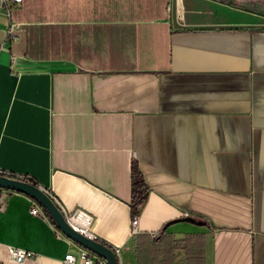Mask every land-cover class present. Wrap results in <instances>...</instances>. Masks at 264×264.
Returning a JSON list of instances; mask_svg holds the SVG:
<instances>
[{"label": "crops", "instance_id": "obj_1", "mask_svg": "<svg viewBox=\"0 0 264 264\" xmlns=\"http://www.w3.org/2000/svg\"><path fill=\"white\" fill-rule=\"evenodd\" d=\"M181 1L183 22L180 0L0 10V168L90 213L120 264H137L136 161L150 187L138 234L180 241L174 264L187 249L204 264H264V29L203 24ZM3 193L1 264L78 252L46 210L31 213L32 196ZM12 246L36 258L15 262Z\"/></svg>", "mask_w": 264, "mask_h": 264}, {"label": "built area", "instance_id": "obj_2", "mask_svg": "<svg viewBox=\"0 0 264 264\" xmlns=\"http://www.w3.org/2000/svg\"><path fill=\"white\" fill-rule=\"evenodd\" d=\"M22 2L23 0H0V10L8 9V14H10L9 8L12 6L20 5ZM168 10L169 11L171 10V6H168ZM8 36L10 37L13 36L14 39H17V36L13 34L12 29L8 31ZM0 175L34 184L32 182L34 178L31 175L14 173L12 171L4 170L1 168H0ZM35 185H38L41 188H43L44 191L51 197V199L54 201V203L58 206V208L64 215L67 223L74 230H76L81 235L87 238L99 240L94 232L95 219L90 213H88L83 209H75V210L67 209L66 207H64V205H62L58 197L53 192H51L48 189H45L40 184H35ZM4 190L5 189L0 188V200L4 197V193H3ZM3 206H6L5 201L3 202ZM44 211L45 209L43 208V206L36 199L32 198L31 213L33 215H42L44 214ZM138 223H139V216H134L132 218V231H131L132 235L134 236L139 233ZM59 233L63 234L61 230L59 231ZM76 245L78 246V252L67 253L66 256L64 257L63 264H109L105 258L101 257L95 252L79 244ZM114 252L116 253L117 256H119L120 249L115 248ZM9 253L11 259L17 263H24L28 259L36 258V254L33 251L21 247H15V246L9 247Z\"/></svg>", "mask_w": 264, "mask_h": 264}, {"label": "trees", "instance_id": "obj_3", "mask_svg": "<svg viewBox=\"0 0 264 264\" xmlns=\"http://www.w3.org/2000/svg\"><path fill=\"white\" fill-rule=\"evenodd\" d=\"M34 184L39 182L34 178ZM150 187L146 182L145 176L138 162L132 163V200H131V214L139 216L142 208L147 202ZM50 216V214L48 213ZM51 217V216H50ZM52 218V217H51ZM168 246H166V245ZM181 242L173 241L156 245V241L147 235L138 234L135 236V251L137 264H174L175 254L172 251L179 249ZM187 245H184L186 248ZM187 264H204V257L201 252L196 250L193 253L186 252Z\"/></svg>", "mask_w": 264, "mask_h": 264}, {"label": "rangeland", "instance_id": "obj_4", "mask_svg": "<svg viewBox=\"0 0 264 264\" xmlns=\"http://www.w3.org/2000/svg\"><path fill=\"white\" fill-rule=\"evenodd\" d=\"M181 2L180 0L178 19L183 22ZM193 2L202 16L203 24L264 29V0H193Z\"/></svg>", "mask_w": 264, "mask_h": 264}, {"label": "water", "instance_id": "obj_5", "mask_svg": "<svg viewBox=\"0 0 264 264\" xmlns=\"http://www.w3.org/2000/svg\"><path fill=\"white\" fill-rule=\"evenodd\" d=\"M0 188L19 191L32 196L50 214L56 225L65 235L79 245L105 258L109 264H120L119 258L112 247L99 240L87 238L74 230L67 223L58 206L40 186L0 175Z\"/></svg>", "mask_w": 264, "mask_h": 264}]
</instances>
